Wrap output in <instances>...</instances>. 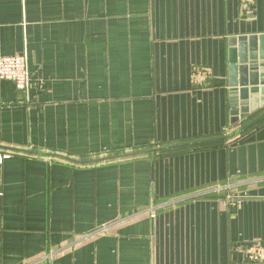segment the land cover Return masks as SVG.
Instances as JSON below:
<instances>
[{
    "label": "crops",
    "instance_id": "0c3cea01",
    "mask_svg": "<svg viewBox=\"0 0 264 264\" xmlns=\"http://www.w3.org/2000/svg\"><path fill=\"white\" fill-rule=\"evenodd\" d=\"M263 33L264 0H0V264H264V120L174 147L237 130L229 39Z\"/></svg>",
    "mask_w": 264,
    "mask_h": 264
},
{
    "label": "water",
    "instance_id": "95a60500",
    "mask_svg": "<svg viewBox=\"0 0 264 264\" xmlns=\"http://www.w3.org/2000/svg\"><path fill=\"white\" fill-rule=\"evenodd\" d=\"M228 84L231 124L232 126H238L236 127L237 130L221 137L177 144L174 146L175 148L229 140L264 120V33L240 35L229 39ZM147 152L148 150H140L104 156L92 160H78L62 153L40 152L35 154L62 158L84 164L137 156Z\"/></svg>",
    "mask_w": 264,
    "mask_h": 264
},
{
    "label": "built area",
    "instance_id": "2783aa9c",
    "mask_svg": "<svg viewBox=\"0 0 264 264\" xmlns=\"http://www.w3.org/2000/svg\"><path fill=\"white\" fill-rule=\"evenodd\" d=\"M245 3H253L255 0H243ZM211 75L210 68H201L196 73V79H203ZM0 77L2 79L11 80L18 89L28 92L31 86L29 59L27 52L0 56ZM9 157L8 152L0 150V165ZM229 197L238 204L252 199L254 196L247 190L230 193ZM107 225L99 227L96 232L107 230ZM246 256L249 260L255 262L264 261V243H252L246 249Z\"/></svg>",
    "mask_w": 264,
    "mask_h": 264
},
{
    "label": "trees",
    "instance_id": "16d2710c",
    "mask_svg": "<svg viewBox=\"0 0 264 264\" xmlns=\"http://www.w3.org/2000/svg\"><path fill=\"white\" fill-rule=\"evenodd\" d=\"M243 132H244V131H243ZM243 132H242V133H243Z\"/></svg>",
    "mask_w": 264,
    "mask_h": 264
}]
</instances>
